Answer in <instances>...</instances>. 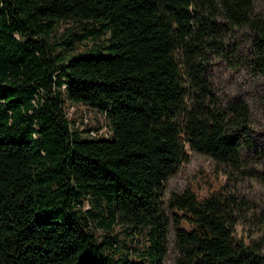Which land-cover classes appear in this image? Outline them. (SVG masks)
I'll return each mask as SVG.
<instances>
[{
  "label": "trees",
  "instance_id": "16d2710c",
  "mask_svg": "<svg viewBox=\"0 0 264 264\" xmlns=\"http://www.w3.org/2000/svg\"><path fill=\"white\" fill-rule=\"evenodd\" d=\"M68 21L99 27L59 38ZM222 27L253 31L264 74L255 0H0V264H164L161 196L187 148L233 166L254 148L248 105H220L208 76ZM68 99L110 134L78 128ZM230 195L172 197L177 264H264L234 235ZM118 224L151 227L150 250L121 251Z\"/></svg>",
  "mask_w": 264,
  "mask_h": 264
},
{
  "label": "rangeland",
  "instance_id": "374dc122",
  "mask_svg": "<svg viewBox=\"0 0 264 264\" xmlns=\"http://www.w3.org/2000/svg\"><path fill=\"white\" fill-rule=\"evenodd\" d=\"M255 11L264 14V0H255ZM219 22L223 20L220 18ZM94 27H99V24L61 22L57 36L85 35ZM221 35L218 40L222 49L208 53V76L220 105L227 106L236 99H241L248 105L251 114L249 137L254 148L244 153L237 166L187 148L189 159L180 164L161 196L164 220L169 225L164 264H177L181 255L174 228L176 211L170 202L175 194H184L188 189L205 195L215 188L224 187V191L231 194L230 199L234 200L232 197L236 196V202L232 201L235 204L232 211V218L235 220L234 235L249 244L260 243L264 254V74L252 63L255 55L254 33L251 29L222 27ZM102 40L103 38L98 41L87 38L81 45L83 48H90ZM66 108L70 118L79 120V124L76 120L74 123L78 128L93 126L102 135L110 134L111 120L104 113L69 99ZM89 207V203H86L85 208ZM114 234L120 241L118 248L124 252H132L133 256L151 248V227L133 231L118 224Z\"/></svg>",
  "mask_w": 264,
  "mask_h": 264
},
{
  "label": "built area",
  "instance_id": "2783aa9c",
  "mask_svg": "<svg viewBox=\"0 0 264 264\" xmlns=\"http://www.w3.org/2000/svg\"><path fill=\"white\" fill-rule=\"evenodd\" d=\"M66 110H67V108H66ZM67 116L69 117L68 110H67ZM69 119H70V120H76V119H74V118L72 119V118H70V117H69ZM76 121H77V123L79 124V120H76ZM82 123H87V121H82ZM89 134H90L91 136H93V132H89ZM100 136H103V135H100Z\"/></svg>",
  "mask_w": 264,
  "mask_h": 264
},
{
  "label": "bare ground",
  "instance_id": "6f19581e",
  "mask_svg": "<svg viewBox=\"0 0 264 264\" xmlns=\"http://www.w3.org/2000/svg\"><path fill=\"white\" fill-rule=\"evenodd\" d=\"M101 114H102V113H101ZM101 114H100V115H101ZM92 130H93L92 132H93L94 135H100V133H99L98 130H96V129H92Z\"/></svg>",
  "mask_w": 264,
  "mask_h": 264
}]
</instances>
